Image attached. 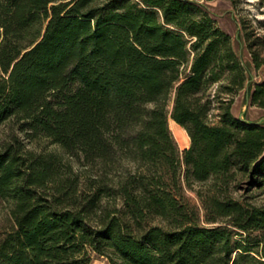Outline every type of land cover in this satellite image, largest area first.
Masks as SVG:
<instances>
[{"label": "trees", "instance_id": "trees-1", "mask_svg": "<svg viewBox=\"0 0 264 264\" xmlns=\"http://www.w3.org/2000/svg\"><path fill=\"white\" fill-rule=\"evenodd\" d=\"M250 81L197 0H0V264H264L238 237L264 230V206L231 192L240 176L264 186V122L232 112L247 84L264 108V70ZM215 85L227 100L212 122ZM208 182L203 224L186 190Z\"/></svg>", "mask_w": 264, "mask_h": 264}, {"label": "rangeland", "instance_id": "rangeland-1", "mask_svg": "<svg viewBox=\"0 0 264 264\" xmlns=\"http://www.w3.org/2000/svg\"><path fill=\"white\" fill-rule=\"evenodd\" d=\"M204 3L214 18L218 21V24L225 31L230 33L233 37L234 45L242 57L244 64L250 68L251 83L260 81L263 75L264 66L257 70L253 64V51H259L261 55H264V49L261 48V41L264 40V0H197ZM260 39V40H258ZM217 85L212 89L213 95H217ZM249 86H247L236 95L232 104V112L239 118L250 122H264V108L252 106L248 99ZM215 99L214 108L210 114V120L216 122L219 119V114L222 111L220 108L221 102L227 100L226 94L217 95ZM174 94H172L169 102V126L173 138L175 139L181 156L186 148L191 145V138L185 128L181 126V129L185 133V137H179L177 132L173 128L174 119L171 117V112L174 106ZM38 151L41 152H55L61 154L63 162L70 164L75 171L79 170V165L76 158L71 157L69 154L62 151V149L56 145L50 143L48 140H42L36 145ZM185 167V166H184ZM94 173H101L100 167L96 166L90 168ZM100 171V172H99ZM109 181L115 185L114 178L117 175L124 172L120 166H114L108 169ZM213 183H194L192 188H188L187 195L191 199L192 203L197 205L200 209L202 223L206 222L205 214L206 210L203 206V202L198 193H203L206 197L213 195ZM231 192L235 199L243 201L245 203L255 204L257 206H264V186L260 187L257 184L252 183V179L247 177H239V180L231 184ZM108 210L114 209L116 202L110 200L106 202ZM120 207V204L118 205ZM3 220V212H0V222ZM222 219L221 221H225ZM156 223H159L157 221ZM249 243L252 244L254 250L252 255L257 259L264 260V230H254L250 233L245 232L243 236ZM92 264H111L109 259L105 256L93 253Z\"/></svg>", "mask_w": 264, "mask_h": 264}, {"label": "bare ground", "instance_id": "bare-ground-1", "mask_svg": "<svg viewBox=\"0 0 264 264\" xmlns=\"http://www.w3.org/2000/svg\"><path fill=\"white\" fill-rule=\"evenodd\" d=\"M173 128H174V130L177 132V134L179 135H181V137H185V133L183 132V130L181 129V126L176 122V121H174V123H173ZM180 135H179V137H180Z\"/></svg>", "mask_w": 264, "mask_h": 264}]
</instances>
